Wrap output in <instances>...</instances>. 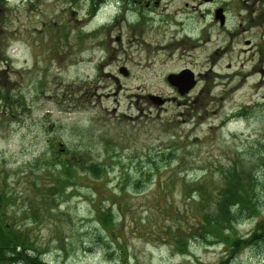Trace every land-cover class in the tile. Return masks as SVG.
<instances>
[{"label":"rangeland","instance_id":"374dc122","mask_svg":"<svg viewBox=\"0 0 264 264\" xmlns=\"http://www.w3.org/2000/svg\"><path fill=\"white\" fill-rule=\"evenodd\" d=\"M166 1L119 41L78 35L69 0H0V210L25 241L6 264H264L261 39L214 67L228 25ZM235 191L250 208L206 226Z\"/></svg>","mask_w":264,"mask_h":264},{"label":"flooded vegetation","instance_id":"af4514ba","mask_svg":"<svg viewBox=\"0 0 264 264\" xmlns=\"http://www.w3.org/2000/svg\"><path fill=\"white\" fill-rule=\"evenodd\" d=\"M164 0H69L71 7L70 14L72 20H76L80 25L78 35L88 37H99L104 34L111 35L116 31L118 34L116 40H121L123 34L130 35L134 27V19L145 20L147 14L145 11L155 9L161 5ZM172 0H167L163 5L164 9L169 8L167 14L173 20L179 21L185 14L186 17H191V13L185 12V9L192 8L193 16L199 18L202 22L201 31L211 33L214 26H219L221 29L227 30L228 44L227 48L222 52L221 49L213 51L210 55L214 59V67L218 65V56L224 57L229 52H233L236 45H244L252 49L251 35H258L261 41L259 42L258 53L264 61V0H193L182 1L180 7L174 8ZM109 11V15L106 12ZM132 18H134L132 20ZM151 19V16H150ZM71 20V21H72ZM199 23V22H197ZM110 26L109 29L107 27ZM69 34L72 32L71 24L69 23ZM88 28V29H87ZM212 67V66H211ZM231 65H228V69ZM120 72H125L128 75L126 67H120ZM183 70H190L185 68ZM182 70V71H183ZM212 70V69H211ZM213 72V70L211 71ZM194 73V72H193ZM202 73H194L196 81L195 86L183 95H188L189 92L195 89L202 81ZM213 79H218L223 76L213 72ZM213 79L211 81H213ZM165 102V101H164Z\"/></svg>","mask_w":264,"mask_h":264},{"label":"trees","instance_id":"16d2710c","mask_svg":"<svg viewBox=\"0 0 264 264\" xmlns=\"http://www.w3.org/2000/svg\"><path fill=\"white\" fill-rule=\"evenodd\" d=\"M5 200L0 198V205H5ZM248 201L244 195L238 193H229L228 196L221 198L217 205V215L214 219L212 215L205 217V225L208 226L214 222H218L222 216L230 213L233 205H240L242 208H250L247 206ZM3 211L0 210V262L6 264L11 258L9 254H14L15 251L22 246V243L25 242L23 238L17 237L14 235V229L4 218ZM211 217V218H210ZM210 223V224H208ZM219 223V222H218Z\"/></svg>","mask_w":264,"mask_h":264},{"label":"water","instance_id":"95a60500","mask_svg":"<svg viewBox=\"0 0 264 264\" xmlns=\"http://www.w3.org/2000/svg\"><path fill=\"white\" fill-rule=\"evenodd\" d=\"M123 73L126 74L125 72H123ZM167 80L172 86H174L178 89L180 94H184V93L188 92L196 84V81L194 79V75L190 70H183L179 74H170L168 76ZM152 99L160 105L163 104V102H164L159 97H153L152 96Z\"/></svg>","mask_w":264,"mask_h":264}]
</instances>
